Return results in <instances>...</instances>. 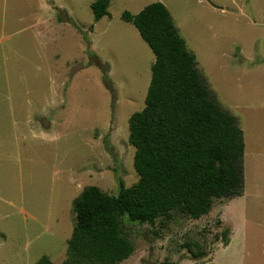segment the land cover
I'll return each instance as SVG.
<instances>
[{"label":"rangeland","instance_id":"374dc122","mask_svg":"<svg viewBox=\"0 0 264 264\" xmlns=\"http://www.w3.org/2000/svg\"><path fill=\"white\" fill-rule=\"evenodd\" d=\"M96 1L0 0V264H62L84 188L117 194L138 182L129 120L145 107L156 57L122 16L155 2L239 120L244 195L163 232L136 225L127 264H197L180 245L203 229L207 254L224 229L234 233L215 264H264V0H110L95 21Z\"/></svg>","mask_w":264,"mask_h":264},{"label":"trees","instance_id":"16d2710c","mask_svg":"<svg viewBox=\"0 0 264 264\" xmlns=\"http://www.w3.org/2000/svg\"><path fill=\"white\" fill-rule=\"evenodd\" d=\"M109 4L97 0L91 5L95 21L109 15ZM122 17L156 57L145 107L129 120L139 180L117 194L84 188L73 203L75 223L62 264H121L135 252L136 225L163 232L175 222L201 220L216 199L244 195L245 143L239 120L197 70L170 10L155 2ZM190 232L194 238L180 248L203 261L209 253L198 237L207 233ZM230 232L224 229L216 242L228 245ZM36 264L56 263L44 256Z\"/></svg>","mask_w":264,"mask_h":264},{"label":"crops","instance_id":"0c3cea01","mask_svg":"<svg viewBox=\"0 0 264 264\" xmlns=\"http://www.w3.org/2000/svg\"><path fill=\"white\" fill-rule=\"evenodd\" d=\"M14 4H15V6H14L15 11H17V8H18V6H20V4H16V3H14ZM15 19L18 20L17 18H15ZM15 24H17V23H12V25H15ZM37 24H38V25H37ZM42 24H43V20H42L41 17L38 18V21H37V19L34 20V28H35V29H36V27H40V26H42ZM32 28H33V24L31 23V24L28 26V29H29V30H32ZM20 31H21V29L18 28L17 30H15L14 34L20 32ZM234 199H235V198H234ZM199 221H200V220H199ZM233 234H234L233 232L230 233V236H229L230 241H229V244H228V245L224 246L223 243H222L221 241H220V242H217V243L215 244V247L209 252L208 257H207L205 260L200 261V262L197 263V264H213L215 261L212 260L213 257H211L210 255H212L213 253H216L220 248H223V249H227V248H229L230 245H231V241H232V236H233ZM216 247H219V248H217L216 250H214ZM129 260H130V258H129L128 260L124 261V262L121 263V264H127V262H128ZM136 260H137V259H136ZM186 262H189V261H186ZM191 262H192V261H191ZM180 264H181V263H180ZM191 264H194V263L192 262ZM214 264H215V263H214ZM218 264H221V263H218Z\"/></svg>","mask_w":264,"mask_h":264}]
</instances>
